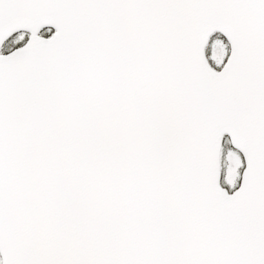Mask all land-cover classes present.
<instances>
[{
	"label": "snow or ice",
	"instance_id": "1",
	"mask_svg": "<svg viewBox=\"0 0 264 264\" xmlns=\"http://www.w3.org/2000/svg\"><path fill=\"white\" fill-rule=\"evenodd\" d=\"M0 264H264V0H0Z\"/></svg>",
	"mask_w": 264,
	"mask_h": 264
}]
</instances>
